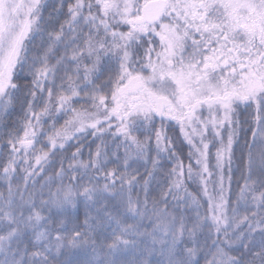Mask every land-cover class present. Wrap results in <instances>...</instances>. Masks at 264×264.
I'll return each mask as SVG.
<instances>
[{
    "label": "trees",
    "instance_id": "obj_1",
    "mask_svg": "<svg viewBox=\"0 0 264 264\" xmlns=\"http://www.w3.org/2000/svg\"><path fill=\"white\" fill-rule=\"evenodd\" d=\"M175 1L32 6L0 96V264H264V33H249L252 58L263 53L259 77L235 63L219 73L206 59L215 31L244 30L234 22L229 29L215 0H184L200 31L174 41L166 57L159 28L140 23L138 11ZM255 1L257 12L264 0ZM177 18L160 19L182 32ZM186 60L232 98L220 101L204 80L206 101L189 114L191 104L159 77ZM151 64L160 65L155 79ZM137 77L142 99L166 100L163 113L142 103L126 118L111 114Z\"/></svg>",
    "mask_w": 264,
    "mask_h": 264
},
{
    "label": "rangeland",
    "instance_id": "obj_2",
    "mask_svg": "<svg viewBox=\"0 0 264 264\" xmlns=\"http://www.w3.org/2000/svg\"><path fill=\"white\" fill-rule=\"evenodd\" d=\"M38 0H0V96L5 92L6 88L10 87V78L12 75V72L14 71V66L18 62V57L21 49V43L24 41V39L27 37V32L29 29V24H30V19H29V11H31L32 6L34 7L36 5V2ZM187 1V0H185ZM183 0V4L178 3L177 0L172 4V7L169 9L167 4H164V10L162 9L161 12V17H167V15L174 14V16L178 17L180 21H187L191 15H193L196 19L198 18V14H189L188 10L192 9V6H188V8L185 6V2ZM250 1V3H248ZM255 0H215V5L220 6L222 8L223 14L227 15L229 18V22L231 20V23L234 22L235 25L240 27L241 25V19H242V13H246L247 17H249L247 26L250 29V36L252 37H257L258 34L263 35L264 33V7L259 8L258 6L256 7L257 12L255 10ZM192 4V2H190ZM257 3V2H256ZM175 8H178L179 11H176ZM187 11H186V10ZM172 10V11H170ZM176 11V12H175ZM182 11V12H181ZM192 11V10H191ZM183 15V16H179ZM233 15V16H232ZM141 16V12L138 11V17ZM230 16V17H229ZM158 23L153 25L152 27L149 26L148 28H153L156 29L159 28L160 34L162 35V39L165 41L166 49L165 52L163 53L164 56L166 57L170 56L173 53V46H174V41L176 42L178 39H181V29L178 25L173 26L170 24L169 20L170 19H159ZM138 23V22H137ZM142 23V21L140 22ZM245 23V22H244ZM183 24V23H182ZM200 28V26H199ZM242 28V27H240ZM232 30H228L229 36L231 35ZM225 44V42L223 41ZM166 57L164 59H166ZM127 59V56H126ZM168 59V58H167ZM225 60V57L223 58ZM223 61V60H222ZM164 64H167L165 60H163ZM151 64L149 66V69H153V79H155V72L158 73L160 65ZM212 63L209 64L212 68ZM223 66V62L221 64ZM154 67V68H153ZM200 67V66H199ZM199 67L193 68V67H186L184 65H181L180 67L173 68L172 70L169 69L168 71V66L164 69L163 74L159 75V77H164L168 78L169 81L173 83L174 90L179 91V93L182 95L180 96L181 99L177 100L178 102L182 101V104L184 103H190V113H192L193 109L203 101H206L203 99L205 96V93L201 94L200 91V83L202 81H207L208 86L205 89L206 91L212 92L214 91V94L216 96L217 93L222 92L216 91L214 87H209V84H211V81L206 80L209 79V75L207 71H202L199 69ZM216 68V66H215ZM159 74V73H158ZM157 74V75H158ZM256 77L258 76V73L255 74ZM200 79V80H199ZM141 78H133L131 81L127 83V85L122 89L120 94L118 95V99L116 101V107H114L110 113L114 111L121 110L120 113L126 118L127 115L134 113V110L137 111H143L145 110L144 107L140 108L142 103H145L151 107L155 105L156 107V113L158 115H161L163 113V110L165 107L168 105L166 100L164 98H152L150 99H142V93L144 88L142 87L141 84ZM199 80V81H198ZM188 84L190 86L195 85L194 87L195 90H191L188 87ZM193 87V86H192ZM142 88V90H141ZM171 89H168V92H170ZM218 90V89H217ZM142 91V92H139ZM139 92V93H138ZM220 96H217L220 101L227 100L228 98L230 99L231 95L229 91H223L220 93ZM125 97V100L122 98ZM232 98V97H231ZM195 99L192 103L189 102L188 100ZM121 100H123L121 102ZM153 103H152V102ZM153 104V105H152ZM220 104V103H219ZM185 107L184 105H182ZM226 106V105H224ZM222 106V108H224ZM225 118V115H224ZM98 122V121H97ZM97 122L91 123L90 126L94 124L97 125Z\"/></svg>",
    "mask_w": 264,
    "mask_h": 264
},
{
    "label": "flooded vegetation",
    "instance_id": "obj_3",
    "mask_svg": "<svg viewBox=\"0 0 264 264\" xmlns=\"http://www.w3.org/2000/svg\"><path fill=\"white\" fill-rule=\"evenodd\" d=\"M164 8V6H162V8L159 10L158 13V18L156 20V22H148V24H156L158 23L161 18V12L162 9ZM144 10H142V15L145 12V8H143ZM164 10V9H163ZM142 15L140 17V21L142 20ZM183 16V15H181ZM145 22V21H144ZM183 23L185 29L184 31L181 32V39L184 41L188 40L187 39V33L189 31H194V33L199 34L200 28H196L195 26H193V23L188 19L187 21H180ZM198 22H201V18H199ZM229 29L231 28V20L229 22ZM240 27H242L241 29L244 30L242 32V35L239 34H234V32H231V35H219V33H217L215 31V34L213 35V40H212V45L210 48V56L206 57L207 60H209V62H211L213 65L212 67L216 68L222 72L221 68V64L223 62V65H228V64H232L235 63L236 70H241L242 72L246 71V76L247 78H250L252 80H255V69L254 68V63H258L260 62V60L263 58V53L259 54V58L257 59V61H255L252 57H253V53H255L256 51L253 50V47H251V43L249 42V39L251 37H249V27L247 26V23L241 22ZM205 30L208 31V28L205 27ZM202 35V33H201ZM242 37V38H241ZM241 39L243 40V42H241ZM223 41L225 42V44L223 43ZM214 44V45H213ZM197 45V44H196ZM209 46V45H208ZM207 46V47H208ZM206 50V48H204ZM261 51H264V47L261 48ZM257 54V53H256ZM225 57V60L223 59ZM223 60V61H222ZM244 63V65H243ZM210 64V63H209ZM196 64L193 63V61H187L186 60V64L185 66L187 67H193L196 68L195 66ZM200 65V64H199ZM199 67V66H198ZM208 67V62H204L203 61V66L201 67V69H206ZM233 67V68H234Z\"/></svg>",
    "mask_w": 264,
    "mask_h": 264
},
{
    "label": "water",
    "instance_id": "obj_4",
    "mask_svg": "<svg viewBox=\"0 0 264 264\" xmlns=\"http://www.w3.org/2000/svg\"><path fill=\"white\" fill-rule=\"evenodd\" d=\"M161 5L157 2L149 4L142 15L143 21L156 22Z\"/></svg>",
    "mask_w": 264,
    "mask_h": 264
}]
</instances>
